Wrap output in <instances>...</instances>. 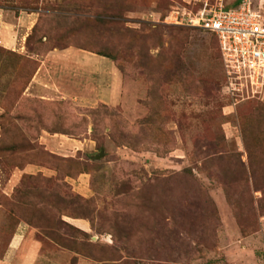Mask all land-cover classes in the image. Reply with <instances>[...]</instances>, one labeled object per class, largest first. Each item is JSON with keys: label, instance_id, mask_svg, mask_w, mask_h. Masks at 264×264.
Masks as SVG:
<instances>
[{"label": "rangeland", "instance_id": "1", "mask_svg": "<svg viewBox=\"0 0 264 264\" xmlns=\"http://www.w3.org/2000/svg\"><path fill=\"white\" fill-rule=\"evenodd\" d=\"M16 1L0 264H264V86L231 97L216 39L168 22L220 0Z\"/></svg>", "mask_w": 264, "mask_h": 264}, {"label": "built area", "instance_id": "2", "mask_svg": "<svg viewBox=\"0 0 264 264\" xmlns=\"http://www.w3.org/2000/svg\"><path fill=\"white\" fill-rule=\"evenodd\" d=\"M168 22L216 37L228 95L242 97L245 88L264 86V14L251 0L232 8L220 0L216 8L196 13L177 8L170 12Z\"/></svg>", "mask_w": 264, "mask_h": 264}, {"label": "crops", "instance_id": "3", "mask_svg": "<svg viewBox=\"0 0 264 264\" xmlns=\"http://www.w3.org/2000/svg\"><path fill=\"white\" fill-rule=\"evenodd\" d=\"M34 21L35 16L33 13L20 10L16 14L14 9L5 8L0 5V47L15 49L20 40V35L24 38L28 34L27 32L34 26ZM39 72L40 69L37 74ZM37 74L31 80V84L34 81H38L36 79ZM3 263L5 264L6 262L4 261Z\"/></svg>", "mask_w": 264, "mask_h": 264}, {"label": "trees", "instance_id": "4", "mask_svg": "<svg viewBox=\"0 0 264 264\" xmlns=\"http://www.w3.org/2000/svg\"><path fill=\"white\" fill-rule=\"evenodd\" d=\"M242 0H238L236 6L234 7H237L240 3H241ZM4 2L6 4H9L11 8H13L14 10H18V9H25V10H30L31 8L27 6V4H19L16 0H4ZM227 8H232V7H227ZM35 29V27L33 28ZM215 39L216 37L214 35H212ZM217 41V39H216ZM217 46H218V43H217ZM34 75V70H33V74ZM33 76H31V79H32ZM261 192L263 194V196L261 197V199L259 200V203H258V209H259V213L261 216H264V190L261 189ZM51 193V192H50ZM82 203L83 204H86L87 201H83V200H80L79 203H75V206H73V215H78V212H79V209H82ZM66 226L71 229L72 227L69 226L68 224H66Z\"/></svg>", "mask_w": 264, "mask_h": 264}, {"label": "water", "instance_id": "5", "mask_svg": "<svg viewBox=\"0 0 264 264\" xmlns=\"http://www.w3.org/2000/svg\"><path fill=\"white\" fill-rule=\"evenodd\" d=\"M101 155V154H100ZM100 155H99V157H100ZM98 157V156H97Z\"/></svg>", "mask_w": 264, "mask_h": 264}]
</instances>
